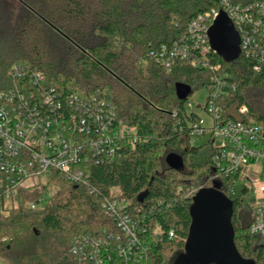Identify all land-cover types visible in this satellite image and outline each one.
Masks as SVG:
<instances>
[{"label":"trees","instance_id":"trees-1","mask_svg":"<svg viewBox=\"0 0 264 264\" xmlns=\"http://www.w3.org/2000/svg\"><path fill=\"white\" fill-rule=\"evenodd\" d=\"M229 1L247 6L264 0ZM213 9L222 11L223 0H0V90L17 81L15 65H28L44 74L45 84L63 102L83 101L90 112H97L101 101L113 105L118 122L137 138L126 141L114 161H91L89 186L54 174L60 189L50 202L0 214V253L7 264H78L69 253L72 240L114 227L102 201L115 196L146 208L164 202L153 213L164 237L147 264H175L192 224L191 191L217 181L228 195V178L216 174L210 141L193 144L189 122H198L200 115L186 111L196 90L211 91L212 72L190 58L170 67L157 58L193 41L190 25L204 16L210 26L212 17L206 15ZM211 56L240 85L232 103L247 105L246 117L263 122L264 70L255 71L241 53L232 60ZM177 83L191 86L186 100L178 97ZM171 152L182 155L184 170L167 164ZM45 189L20 195L26 203L38 200ZM233 202L236 246L243 257L263 264L264 237L250 231L253 209L243 195Z\"/></svg>","mask_w":264,"mask_h":264},{"label":"built area","instance_id":"built-area-1","mask_svg":"<svg viewBox=\"0 0 264 264\" xmlns=\"http://www.w3.org/2000/svg\"><path fill=\"white\" fill-rule=\"evenodd\" d=\"M223 7L240 34V53L261 72L264 1L237 6L223 0ZM219 13L213 9L206 17H212L213 24ZM204 20L200 16L190 25L193 41L176 45L157 62L170 67L177 59L190 58L194 66L212 72V89L204 108L213 122L204 127L201 116L198 122H189L191 137L209 136L208 142L215 147L212 163L216 174L228 178L227 196L247 199L253 209L250 231L264 237V121L246 117L247 105L236 107L232 103L240 85L213 61L211 55L217 52L208 35L212 24ZM12 75L17 80L13 87L0 90V214L9 215L22 204L37 209L50 202L48 185L53 183L54 174L76 186H89L91 161L112 162L126 141L137 139L130 127L118 122L116 108L108 102H99V110L90 112L83 101L70 98L63 102L59 93L45 84L44 74L28 65H15ZM192 106L190 101L187 114L194 110ZM44 187L38 200L24 203L21 191ZM198 191H191V195ZM161 205L164 202L158 201L146 208L120 196L103 199L102 209L114 227L76 236L69 250L71 257L78 264H147L153 248L164 237L153 218Z\"/></svg>","mask_w":264,"mask_h":264},{"label":"water","instance_id":"water-1","mask_svg":"<svg viewBox=\"0 0 264 264\" xmlns=\"http://www.w3.org/2000/svg\"><path fill=\"white\" fill-rule=\"evenodd\" d=\"M208 35L212 49L225 60L240 55V34L225 11H220L215 18ZM176 92L180 99L186 100L192 94V88L177 83ZM166 162L175 170L185 169L179 153H169ZM233 206V200L221 190L219 182L216 181L212 187L201 188L193 198L192 224L185 251L178 256L175 264H258L243 257L236 246Z\"/></svg>","mask_w":264,"mask_h":264},{"label":"rangeland","instance_id":"rangeland-1","mask_svg":"<svg viewBox=\"0 0 264 264\" xmlns=\"http://www.w3.org/2000/svg\"><path fill=\"white\" fill-rule=\"evenodd\" d=\"M12 2H13V6H14V3L16 5L15 1H11V3ZM208 92L209 91L207 90V88H200V89L196 90L191 96V101H193L192 107L196 111V113H198L201 116L202 125L204 127H210L212 125V122H213L211 116L209 115V113L204 108ZM262 99L264 100V97ZM208 140H209V136L206 134L205 136L194 139L193 144L194 145H202V144L207 143ZM48 189H49V193H47V196L53 197L59 191L60 188L53 181V183L51 182L48 185ZM0 264H7L6 259H4L2 257L1 253H0Z\"/></svg>","mask_w":264,"mask_h":264}]
</instances>
